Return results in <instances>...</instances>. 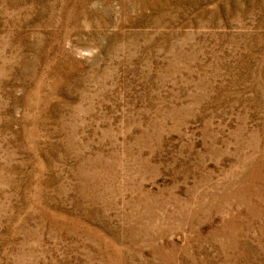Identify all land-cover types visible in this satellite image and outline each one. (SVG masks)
<instances>
[{
    "label": "rangeland",
    "instance_id": "1",
    "mask_svg": "<svg viewBox=\"0 0 264 264\" xmlns=\"http://www.w3.org/2000/svg\"><path fill=\"white\" fill-rule=\"evenodd\" d=\"M0 264H264V0H0Z\"/></svg>",
    "mask_w": 264,
    "mask_h": 264
}]
</instances>
